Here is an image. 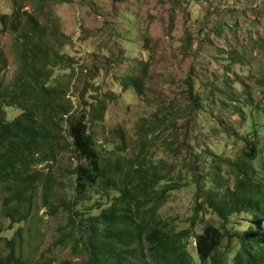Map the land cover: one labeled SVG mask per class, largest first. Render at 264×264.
Listing matches in <instances>:
<instances>
[{"label":"rangeland","instance_id":"1","mask_svg":"<svg viewBox=\"0 0 264 264\" xmlns=\"http://www.w3.org/2000/svg\"><path fill=\"white\" fill-rule=\"evenodd\" d=\"M19 7L20 13L31 12L54 29L58 37L49 33L48 41L71 59L54 67V76L66 83L71 112L79 114L84 102L106 103L104 117L89 121V130L111 156L119 177L124 180L144 155L165 182H180L158 206L165 223L177 231L190 227L198 192L195 173L203 182L217 172L222 184H232V165L243 159L246 139L257 145L249 168L264 183V0H0V14ZM1 27L0 22V48L8 57L2 76L9 81L18 50L15 33ZM129 75L142 78V94L133 83L125 86ZM19 113L8 108L10 119ZM76 164L66 150L54 162L34 166L42 181L54 176L51 201L58 211L53 213L45 201L40 183L30 216L19 223L3 214L10 193L0 183V264H7L12 241L24 264L87 262L88 234L70 225L63 208L74 201L69 170ZM115 195L114 190L106 197L100 188H91L75 210L98 214ZM212 219L220 225L216 216ZM228 223L240 231L252 221L243 214ZM194 245L189 238L193 258ZM138 259L146 264L141 255Z\"/></svg>","mask_w":264,"mask_h":264},{"label":"trees","instance_id":"2","mask_svg":"<svg viewBox=\"0 0 264 264\" xmlns=\"http://www.w3.org/2000/svg\"><path fill=\"white\" fill-rule=\"evenodd\" d=\"M16 9L12 14H0L1 30L15 33L18 50L16 72L6 81L2 71L8 57L0 48V183L10 193L3 202L5 217L13 223L26 220L40 183L45 201L53 213L58 211L51 201L54 176L47 175L42 181L41 171L34 166L54 162L61 151L67 150L77 159L69 170L75 195L74 201L63 208L69 214L70 225L88 234L85 264H140L138 255L146 264H264V183L256 179L248 165L256 158V142L245 140L243 159L232 165V184L228 180L222 184L217 172L214 177H204L203 182L195 173L198 192L191 225L177 231L160 218L158 206L178 190L180 182H165L166 176L144 155L137 158V165L130 168L124 180L119 177L111 156L89 130V121L104 117L106 103L84 102L79 114L71 112V103L65 98L66 83L54 76V67L71 59L48 41L49 33L55 38L58 34L35 14ZM50 21L54 25V19ZM62 36L61 42L66 38ZM191 43L188 36V48ZM127 79L125 86L133 83L142 94V78L129 75ZM9 107L20 109V113L10 119ZM94 187L106 197L110 190L117 192L111 205L98 214H91L89 209L75 210ZM243 214L252 223H247L244 230L231 229L229 218ZM212 216L220 220V225L213 223ZM191 237L195 258L187 250ZM9 247L5 263L24 264L17 258L14 241Z\"/></svg>","mask_w":264,"mask_h":264}]
</instances>
